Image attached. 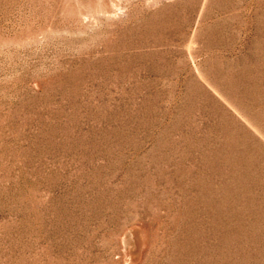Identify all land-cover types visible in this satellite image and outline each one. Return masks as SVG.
Segmentation results:
<instances>
[{
  "label": "rangeland",
  "instance_id": "1",
  "mask_svg": "<svg viewBox=\"0 0 264 264\" xmlns=\"http://www.w3.org/2000/svg\"><path fill=\"white\" fill-rule=\"evenodd\" d=\"M0 264H264V0H0Z\"/></svg>",
  "mask_w": 264,
  "mask_h": 264
},
{
  "label": "bare ground",
  "instance_id": "2",
  "mask_svg": "<svg viewBox=\"0 0 264 264\" xmlns=\"http://www.w3.org/2000/svg\"><path fill=\"white\" fill-rule=\"evenodd\" d=\"M224 13V12H223Z\"/></svg>",
  "mask_w": 264,
  "mask_h": 264
}]
</instances>
